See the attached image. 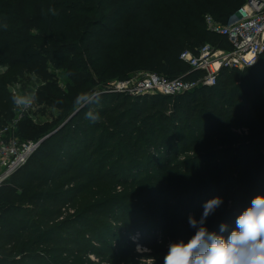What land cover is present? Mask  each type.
<instances>
[{"label": "trees", "instance_id": "16d2710c", "mask_svg": "<svg viewBox=\"0 0 264 264\" xmlns=\"http://www.w3.org/2000/svg\"><path fill=\"white\" fill-rule=\"evenodd\" d=\"M246 1L0 0V125L14 115L9 85L32 72L51 121L25 117L21 138L63 125L80 93L99 94L100 117L80 108L0 187V264H138L139 246L163 264L167 237L187 241L188 218L206 201H223L209 231H230L264 195V53L174 97L108 88L150 71L199 77L181 54L229 48L205 16L226 24ZM51 68L62 69L63 85Z\"/></svg>", "mask_w": 264, "mask_h": 264}, {"label": "built area", "instance_id": "2783aa9c", "mask_svg": "<svg viewBox=\"0 0 264 264\" xmlns=\"http://www.w3.org/2000/svg\"><path fill=\"white\" fill-rule=\"evenodd\" d=\"M205 24L207 30L226 37L230 47H216L206 43L196 53L183 52L181 59L188 63L192 70L201 72L199 77L170 79L157 72H144L111 82L109 91L132 96L161 94L174 97L201 86H214L224 69L244 70L252 67L264 53V0H247L226 24L206 15ZM17 82L21 84L20 88L24 93L32 92L25 89L21 80ZM14 91L17 92L10 88V93ZM36 102L35 100L27 110H20L15 106L14 115L0 126V187L28 162L40 145L42 139H23L19 135L21 121L31 116L32 111L39 106Z\"/></svg>", "mask_w": 264, "mask_h": 264}, {"label": "clouds", "instance_id": "9594fccd", "mask_svg": "<svg viewBox=\"0 0 264 264\" xmlns=\"http://www.w3.org/2000/svg\"><path fill=\"white\" fill-rule=\"evenodd\" d=\"M11 100L16 108L27 110L34 104L36 95L14 91ZM74 103L78 109L88 108L86 119L99 120L92 107L99 103L98 93H80ZM222 203L220 197L211 198L204 203L199 219L189 216L193 235L187 241L171 242L163 264H264V195L252 198L250 205L237 215L230 231L223 223L218 232L209 231L206 220Z\"/></svg>", "mask_w": 264, "mask_h": 264}, {"label": "rangeland", "instance_id": "374dc122", "mask_svg": "<svg viewBox=\"0 0 264 264\" xmlns=\"http://www.w3.org/2000/svg\"><path fill=\"white\" fill-rule=\"evenodd\" d=\"M34 31H36V30L34 29ZM7 69H8V66H6V65H0V75H2L3 73H5L7 71ZM51 71L55 74V76H53V79H55V81L56 80H59L60 83L63 85L64 78L62 76V69L55 70V69L51 68ZM19 80H21L23 82V85L25 86V89L27 91L31 90L34 93H37L36 91H38L40 89V87L42 85H44V82L41 79L38 78V75L37 74H34V72H32L31 74H26L23 77H18L16 79V81L14 80L9 85V92H10V88H11V89L17 90V92L24 93L23 90L20 88V87H22L21 84L19 82H17ZM120 80L121 79H113L111 81L112 82H116V81H120ZM36 104L39 105L38 102H36ZM15 110H16V108H15ZM43 110H44V106L39 105L38 107H36L32 111V114H31V116H29V118L32 117L30 119L34 123H43V122L51 121V115L49 116V114L51 112L49 113V111L47 110L46 112L43 113ZM52 112L54 113V115L56 114V110L55 109L52 110ZM133 239H136V238L133 237ZM167 241H168V243H171V242L178 241V240L175 239V238H172V237L171 238L170 237H167ZM165 248L168 250V244H166V247ZM137 251H138V253H142V254H144L146 256L139 257V258L135 259L136 263H138V264H154L156 262V258L155 257L152 258V257H148L147 256V255H150V250L149 249H147V248L146 249H143L142 247L139 246V247H137ZM145 251H147L149 253H147Z\"/></svg>", "mask_w": 264, "mask_h": 264}, {"label": "water", "instance_id": "95a60500", "mask_svg": "<svg viewBox=\"0 0 264 264\" xmlns=\"http://www.w3.org/2000/svg\"><path fill=\"white\" fill-rule=\"evenodd\" d=\"M80 110V108L78 109V110H76L70 117H69V119L67 120V121H69L78 111ZM67 121L65 122V123H63V125H61L59 128H57L56 130H54L51 134H49L47 137H49V136H51V135H53L54 133H56L62 126H64L66 123H67ZM47 137H45L44 139H42L41 141H40V145L42 144V142L47 138ZM39 145V146H40Z\"/></svg>", "mask_w": 264, "mask_h": 264}]
</instances>
